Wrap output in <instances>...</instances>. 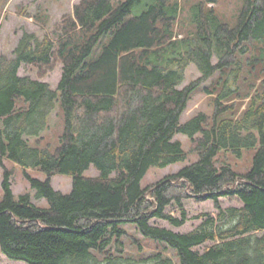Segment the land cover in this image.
<instances>
[{
	"label": "trees",
	"instance_id": "obj_1",
	"mask_svg": "<svg viewBox=\"0 0 264 264\" xmlns=\"http://www.w3.org/2000/svg\"><path fill=\"white\" fill-rule=\"evenodd\" d=\"M142 2L81 0L56 35L24 32L13 56L0 57V250L8 259L176 264L162 253L126 256L122 239L132 225L174 250L179 264H264V0H243L235 25L217 15L220 0H199L186 37L175 32L177 0H152L135 15ZM55 61L63 65L56 90L19 75L23 65L52 69ZM191 65L201 77L180 89ZM215 77L212 88H203ZM202 89L215 95L212 116L182 123L192 94ZM237 99L248 100L244 110L232 103ZM57 108L63 129L51 149L41 142ZM177 135L191 140L198 160L142 187L151 168L187 160ZM247 152L253 157L245 173L218 164L223 153L241 159ZM5 160L25 169L47 207L30 194L15 196ZM91 168L96 177L84 175ZM28 169L47 178H33ZM57 175L72 178L70 193L54 189ZM222 198L242 206L224 209ZM187 199L212 201L217 217L201 215L202 224L183 234L151 223L183 227Z\"/></svg>",
	"mask_w": 264,
	"mask_h": 264
},
{
	"label": "rangeland",
	"instance_id": "obj_2",
	"mask_svg": "<svg viewBox=\"0 0 264 264\" xmlns=\"http://www.w3.org/2000/svg\"><path fill=\"white\" fill-rule=\"evenodd\" d=\"M81 0H0V57H12L20 38L24 32L35 33L39 37L46 35L53 36L60 31L63 19L73 14L74 6ZM122 1V0H113ZM152 0H143L142 3L137 4L133 8V13L140 14ZM181 7V16L175 27L176 35L179 37H186L193 31L191 24V9L199 2V0H177ZM243 0H220L218 5L215 6L217 15L222 21L235 25L240 13V7ZM216 63V59L214 61ZM62 63L55 61L52 69H39L35 66L23 65L19 70V75L22 77H30L35 80L46 82L53 90H56L62 76ZM201 77L200 72L196 66L191 65L186 71L185 82L180 86V89L188 86L192 82ZM215 78L210 79L203 83V88H212L211 82ZM214 97L206 94L203 89L194 92L188 102V107L182 115L181 122L185 123L192 117L199 113H205L212 116L214 112ZM248 100H234L232 103L244 110ZM63 129L62 114L57 108L49 119V128L43 134L41 145H49L54 149L58 145L59 136ZM32 145L36 144L35 139H29ZM175 140L182 143L184 150L188 154V158L184 162L170 165L167 168H151L147 175L142 179V187H147L158 182L162 178L178 173L183 167L190 165L198 160V156L193 152V143L185 135H177ZM253 153H244L241 159H237L230 153H223L219 156L218 164L228 163L239 173L247 172L252 164ZM4 165L7 169L13 170L12 189L15 196L18 198L23 194H30L32 202L39 207H47L48 202L46 199H39L36 191L32 189L29 180L25 176V169L21 166L5 160ZM4 169L0 166V200L3 196L1 187L2 175ZM27 172L33 177L40 180L47 178L46 174L36 170L28 169ZM85 176L96 177L98 171L91 168L85 172ZM52 185L56 191L64 194L70 193L72 190V178L67 175H57L52 178ZM221 205L224 209L228 207H241L242 204L237 200H229L227 198L221 199ZM185 208L188 213V221L183 227H173L168 222L162 220H152L153 225L170 229L176 233H189L198 228L206 218H198L201 215H209L217 217L218 211L212 201L196 202L193 199L185 200ZM168 211L176 216H180L176 208H168ZM127 235L122 239L126 250V256L134 259L152 256L156 253L170 257L176 264H179L176 252L168 247L166 244L146 239L142 234L132 225L125 226ZM197 247L194 250L203 252L206 246ZM115 246H113V249ZM0 264H27L21 261H13L8 259L0 250Z\"/></svg>",
	"mask_w": 264,
	"mask_h": 264
}]
</instances>
